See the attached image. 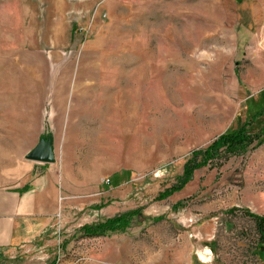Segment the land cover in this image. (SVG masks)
<instances>
[{
  "label": "rangeland",
  "instance_id": "1",
  "mask_svg": "<svg viewBox=\"0 0 264 264\" xmlns=\"http://www.w3.org/2000/svg\"><path fill=\"white\" fill-rule=\"evenodd\" d=\"M244 122L246 150L157 197ZM42 135L63 193L32 264H264V0H0V181ZM138 206L163 218L80 229Z\"/></svg>",
  "mask_w": 264,
  "mask_h": 264
},
{
  "label": "crops",
  "instance_id": "2",
  "mask_svg": "<svg viewBox=\"0 0 264 264\" xmlns=\"http://www.w3.org/2000/svg\"><path fill=\"white\" fill-rule=\"evenodd\" d=\"M31 160L15 184L0 181V264H32L57 244L58 167L55 159Z\"/></svg>",
  "mask_w": 264,
  "mask_h": 264
},
{
  "label": "trees",
  "instance_id": "3",
  "mask_svg": "<svg viewBox=\"0 0 264 264\" xmlns=\"http://www.w3.org/2000/svg\"><path fill=\"white\" fill-rule=\"evenodd\" d=\"M260 111L252 114L254 119ZM247 122L242 125L232 128L229 131H225L217 135L206 147L193 150V155H202L201 160H187L183 166L182 173L178 176V180L175 184H172L165 189L158 192L157 197L163 198L168 196L174 191L180 190L185 183L192 177L195 168L204 165L207 160L214 157L221 147L230 153L237 151H244L249 144L253 141V136L246 130ZM261 143V140L257 141V144ZM194 161V162H193ZM235 207H231L233 210ZM243 211L248 214L255 223V228L258 232V239L260 243H264V214H259L251 211L249 208H243ZM144 216L146 219L154 221L163 218L162 214L155 216L144 215L142 207L127 209L121 212H117L114 215L107 216L96 221L85 223L81 226V230L86 235H108L113 232L125 231L128 226L132 224L138 216Z\"/></svg>",
  "mask_w": 264,
  "mask_h": 264
},
{
  "label": "water",
  "instance_id": "4",
  "mask_svg": "<svg viewBox=\"0 0 264 264\" xmlns=\"http://www.w3.org/2000/svg\"><path fill=\"white\" fill-rule=\"evenodd\" d=\"M26 157L39 161H53V144L51 135H42L38 142L26 153Z\"/></svg>",
  "mask_w": 264,
  "mask_h": 264
}]
</instances>
